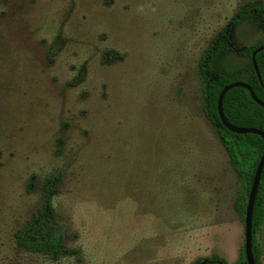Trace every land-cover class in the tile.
Masks as SVG:
<instances>
[{"label": "rangeland", "instance_id": "rangeland-1", "mask_svg": "<svg viewBox=\"0 0 264 264\" xmlns=\"http://www.w3.org/2000/svg\"><path fill=\"white\" fill-rule=\"evenodd\" d=\"M259 5L0 0V264H233L243 183L202 113L196 69L232 16ZM229 35L238 48L264 40L257 18ZM246 63L230 54L224 68ZM58 175L52 209L80 262L12 240ZM256 242L264 264V223Z\"/></svg>", "mask_w": 264, "mask_h": 264}, {"label": "trees", "instance_id": "trees-1", "mask_svg": "<svg viewBox=\"0 0 264 264\" xmlns=\"http://www.w3.org/2000/svg\"><path fill=\"white\" fill-rule=\"evenodd\" d=\"M257 18L264 35V6H255L253 10L238 11L229 20L225 28L218 32L204 50L196 69L200 87L201 108L211 129L219 137L228 153L232 169L237 172L243 183V191L236 200V207L244 224L245 209L254 173L264 151V141L256 134H235L228 131L220 122L217 112V100L221 90L232 82H245L250 86L258 100L264 103V50L256 57L258 79L252 65V53L264 47V40L245 45L233 46L229 38L230 30L241 22ZM246 58L247 63L235 70L226 71L224 61L230 55ZM117 57H119L117 55ZM53 53L47 59L51 61ZM106 59V57H104ZM107 60V59H106ZM225 120L238 128H252L264 133V108L253 101L250 92L243 87H234L227 91L222 101ZM32 177L29 186L33 185ZM60 176L47 179L42 184L43 199L41 205L21 223L12 234L14 246L31 254L45 256L52 262L74 257L80 262V250L68 248L63 243V226L57 221L51 201L59 184ZM27 191H30L29 189ZM264 223V167L255 198L252 215V252L255 264H261V252L256 242V234ZM195 264H229L219 257L198 260ZM233 264H247L244 249Z\"/></svg>", "mask_w": 264, "mask_h": 264}, {"label": "water", "instance_id": "water-1", "mask_svg": "<svg viewBox=\"0 0 264 264\" xmlns=\"http://www.w3.org/2000/svg\"><path fill=\"white\" fill-rule=\"evenodd\" d=\"M262 50H264V47L257 48L252 53V57H251L253 68H254L256 75H257L259 80H260V75H259V72H258V69L256 66L255 57ZM234 87L246 88L250 92V95H251L253 101L256 102L259 106L264 108V103H262L260 100H258L256 98V96L254 95V93L252 92V89L250 88V86L248 84H246L245 82H241V81L232 82L231 84H228L227 86H225L221 90V92L218 96L217 112H218L221 124L223 125V127H225L228 131H230L232 133H235V134H247V133L256 134V135H259L264 141V133L262 131L252 129V128H238V127L232 126L231 124H229L225 120L224 115H223V111H222V101H223V98H224L225 94L227 93V91L231 88H234ZM263 167H264V151H263V154L259 160V163H258L257 168H256L255 173H254V177H253V181H252L250 191L248 194V200H247L246 209H245L243 249H244V255H245V259H246L247 264H255L253 252H252V215H253L255 198H256L257 189L259 186L260 177H261Z\"/></svg>", "mask_w": 264, "mask_h": 264}]
</instances>
